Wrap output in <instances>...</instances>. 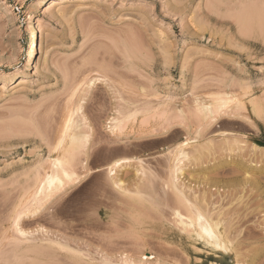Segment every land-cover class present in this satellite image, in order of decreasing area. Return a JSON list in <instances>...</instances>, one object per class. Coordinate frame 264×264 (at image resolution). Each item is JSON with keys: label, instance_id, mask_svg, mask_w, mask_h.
<instances>
[{"label": "rangeland", "instance_id": "374dc122", "mask_svg": "<svg viewBox=\"0 0 264 264\" xmlns=\"http://www.w3.org/2000/svg\"><path fill=\"white\" fill-rule=\"evenodd\" d=\"M51 1L0 0V264H264V0ZM85 77L101 78L73 89ZM228 88L225 117L212 99ZM110 116L124 120L118 136ZM62 128L90 136L67 156L73 178L22 221L36 238L23 240L14 216ZM187 138L191 158L174 183ZM124 157L134 162L119 168L120 189L107 166ZM183 200L227 220L224 258L179 229Z\"/></svg>", "mask_w": 264, "mask_h": 264}, {"label": "bare ground", "instance_id": "6f19581e", "mask_svg": "<svg viewBox=\"0 0 264 264\" xmlns=\"http://www.w3.org/2000/svg\"><path fill=\"white\" fill-rule=\"evenodd\" d=\"M59 0H52L51 1V4L52 5H55V4H59ZM255 10V8L252 7V10ZM253 12L256 13L257 10H255ZM259 12V11H258ZM255 13H254V16H255ZM258 16V14H256ZM260 16V15H259ZM258 16V17H259ZM29 18L32 20L34 18V16L31 14L29 16ZM36 18V17H35ZM256 18V17H255ZM254 18V19H255ZM260 19V18H259ZM35 22V21H34ZM262 22V21H260ZM38 27H36V25L33 26V28L31 29L30 31V41H29V50H28V54H27V61L28 63L31 62L32 59V55L35 51H37V48H38V44H37V39H38V33H39V30L37 29ZM253 43V42H251ZM86 78V77H85ZM82 80L81 82H78V84L75 86V90H80L81 89H84V87L86 85H88L89 87H93L97 82L98 80H100L99 77H94V78H89L86 80ZM25 79L24 78H20V83H22ZM103 80V79H102ZM124 84V83H123ZM258 84H261V83H258ZM257 84V85H258ZM125 85V84H124ZM255 85V86H257ZM250 86V85H248ZM245 87V86H244ZM247 88V87H245ZM229 89V88H228ZM226 90V89H225ZM223 90V91H225ZM248 90H252L250 88L248 89H245V91ZM78 92V91H77ZM217 92V91H216ZM222 92V91H221ZM76 93V92H75ZM249 93V92H248ZM248 93H244V94H248ZM73 94V93H72ZM212 94V93H211ZM250 94V93H249ZM231 92H230V89L228 91H225L224 93L222 94H218V95H214L213 96V99L215 101V103L218 104V106H214V110H216L218 107V111H215L214 113L217 112L218 115H222V114H225V117H226V113L228 111V108H229V102L234 98V97H231ZM238 95V94H237ZM235 96V95H234ZM166 97V96H164ZM163 97V99H164ZM169 97V96H168ZM182 97L183 95L181 96V100H182ZM170 98V97H169ZM176 98V97H173V99ZM211 98V97H210ZM237 99H239L237 96H236ZM168 99V98H166ZM163 100L162 103L164 101ZM172 99V98H170ZM180 99V98H179ZM206 99V98H205ZM161 100V99H160ZM204 100V99H203ZM240 101V100H239ZM233 102V101H232ZM254 102V101H253ZM161 103V105H162ZM241 102H238V104L240 105ZM205 104V103H204ZM79 107V106H78ZM213 107V105H212ZM237 107V106H236ZM82 107H79V109H81ZM216 108V109H215ZM227 108V109H226ZM74 109V108H73ZM77 110V109H76ZM236 110L235 108H233V111ZM230 111V110H229ZM233 111H232V114H233ZM231 112V111H230ZM229 112V114H231ZM237 112V111H235ZM133 114V113H132ZM240 115V114H239ZM71 116V115H70ZM115 116V115H114ZM111 117L110 118V121H109V125H108V128L109 130L114 133V135L118 136L117 133L118 131H120V128H121V125L124 124L123 123V119H119L117 116L116 117ZM120 117V116H119ZM215 117V115H214ZM212 117V119L214 118ZM121 118V117H120ZM130 118V117H129ZM223 118H224V115H223ZM236 118V117H235ZM216 119V118H215ZM221 119V116L220 118ZM237 119V118H236ZM70 120V118H69ZM68 121V120H67ZM71 121V120H70ZM75 121V120H74ZM73 122V121H71ZM127 122V121H126ZM125 122V123H126ZM67 124V127H68V123ZM73 124V123H71ZM87 125H89L88 123H86ZM82 125V124H81ZM125 126V125H124ZM89 128V126H87ZM107 128V129H108ZM122 128H123V125H122ZM198 128V127H197ZM64 128H62V131H61V135L59 137H62L61 139L59 138L58 139V142L55 143V145L52 147V149L50 148V158H51V165L49 166V168L46 170H43L44 172V175L42 177L39 178L38 182H37V179H36V188L32 191L31 195H30V200L28 201V203L26 204V202H24L26 205L24 206V208L22 210H20L16 217L14 216V222L13 224L11 225L13 227V229L16 230V232L20 233V235L22 234L23 235V240H29L28 238H35V237H28L29 235L27 234V231L21 226V223L22 221H24V219H26L28 216L32 217L31 214H35L36 212H39L37 211V207H35L37 204H39L40 202H42L43 200H49V198L54 194V191L55 190H58L59 188L63 187L64 184V178H71L73 175L72 174H75L73 173L72 171H70L69 169V166H70V162L72 161V158L73 156H71V161H70V158H67L70 157V154L71 152L73 151V153L71 155H74V151L75 149L80 146L79 143H82L81 140H85L87 142L88 140V137L90 136L89 133L87 134H76L74 132H69L68 133V136L66 138H63V135L66 133L65 130H63ZM66 129V127H65ZM70 129V128H69ZM72 129V128H71ZM70 129V130H71ZM200 129V128H199ZM198 130V129H197ZM65 132V133H64ZM64 133V134H63ZM196 133V132H195ZM198 134V133H197ZM67 135V134H66ZM89 135V136H88ZM224 135H226L224 133ZM228 135V134H227ZM226 135V136H227ZM231 135V133L229 134ZM233 135V134H232ZM234 136H237L234 134ZM185 137V136H184ZM237 138V137H236ZM228 138H226V141H227ZM238 139V138H237ZM228 140H232V139H228ZM192 140L190 139H183V141L181 142V144L177 147L176 149V152H175V159H174V163H173V166L171 167V177L173 178V182H177L181 177L182 175H184V173L186 172L185 170L187 169V162H189L190 160V152L191 150L189 149L190 152H188V149H187V145L190 144ZM235 141V140H234ZM234 141H231V142H234ZM239 141H243L242 139L239 138ZM238 141V142H239ZM229 142V141H228ZM54 144V143H53ZM232 144V143H231ZM230 144V145H231ZM51 145V144H50ZM68 145V146H67ZM242 145V144H241ZM244 145V144H243ZM52 146V145H51ZM50 147V146H49ZM254 147L256 149H261V145L257 144L256 142L254 143ZM241 148V146L239 145V149ZM59 149L61 151H59ZM63 149V150H62ZM234 150V149H233ZM172 151V150H171ZM59 153V154H58ZM70 153V154H69ZM201 153V152H200ZM199 153V155H200ZM61 154V155H60ZM69 154V155H68ZM202 154V153H201ZM173 156V157H174ZM194 157V156H193ZM197 158V157H196ZM68 159V160H67ZM195 159V158H194ZM198 159V158H197ZM196 159V160H197ZM50 160H48L49 162ZM134 162V158H119V159H116V160H113L112 163H110L107 167H108V170H109V174L111 175L110 177L114 180V184L117 185V187L119 186L120 189L121 187L123 186V181L122 179H116V175L118 173V170L119 168L121 167H124V166H127L128 164H130L131 162ZM173 161V160H172ZM47 162V164H49ZM67 162H69V166L67 164ZM172 163V162H171ZM67 164V166H66ZM47 166V165H46ZM46 168V167H45ZM69 169V170H67ZM70 171V172H69ZM96 171V170H95ZM40 174V173H39ZM41 175V174H40ZM38 178V177H37ZM73 178V177H72ZM71 178V179H72ZM76 179V178H75ZM78 179V177H77ZM180 182V181H179ZM35 183V182H34ZM180 183H178L179 185ZM182 185V184H181ZM118 187V188H119ZM178 187V186H177ZM124 188V187H123ZM33 189V188H32ZM180 190V189H178ZM31 192V191H30ZM181 192V191H180ZM30 194V193H29ZM186 196V195H185ZM29 197V195H28ZM183 198V197H182ZM186 198V197H185ZM29 199V198H28ZM188 199V198H187ZM191 199V198H190ZM202 199V198H201ZM187 201V200H186ZM190 201V200H188ZM197 201V200H195ZM47 202V201H46ZM184 202V200H183ZM193 202V201H192ZM181 203V202H180ZM178 203V204H180ZM185 203V202H184ZM180 204L182 207H184L185 209L188 208V212H187V209H186V212L185 210H183V212L178 209L180 207H177V209H175L174 213L172 214H175V218L178 220V225H180L181 228H179V226L177 225V227L179 229H181L182 231H185L187 232V234L190 235V237L194 238L196 241H199L201 243V245L203 246V249H205L209 254H213L217 259H221L222 257L224 258V254L223 252H228L227 251V248H228V245H229V237L230 236H226V233L227 235H229V228L227 226H225L226 222H223L222 219H218L216 220V218H214V216H217L216 212L212 211L211 213H213V215H211V213H209L210 211V208H208V210L206 211H203V209H201L199 206H197L194 202V206H192L191 203L190 206H188L186 203L185 204ZM45 204V202H44ZM177 204V203H176ZM24 205V204H22ZM204 205V204H203ZM174 206V205H173ZM172 206V207H173ZM178 206V205H176ZM206 206V205H205ZM203 206V208L205 207ZM217 207V206H216ZM174 208H176L174 206ZM46 209V208H45ZM183 209V208H182ZM214 210V209H212ZM219 211V210H218ZM42 212V211H41ZM186 213V214H185ZM219 213V212H218ZM223 213H225L223 211ZM40 215V213H39ZM43 215V214H42ZM226 216V215H225ZM38 217V216H37ZM219 217V216H218ZM223 217V216H221ZM174 218V217H173ZM226 218V217H225ZM223 218V219H225ZM31 219V218H30ZM38 219V218H37ZM175 222V220H174ZM173 223V222H172ZM229 223V222H228ZM176 225V223H174ZM222 224H224V226H222ZM230 224V223H229ZM232 225V224H231ZM228 229H227V228ZM224 228V229H223ZM233 228V227H232ZM227 229L228 232H225ZM179 230V231H181ZM225 230V231H224ZM43 231V230H42ZM45 231V230H44ZM233 231V230H232ZM232 231L231 234H232ZM17 233V236L19 237ZM29 233V232H28ZM6 234V233H5ZM31 234V233H29ZM45 234V233H44ZM7 235V234H6ZM235 235V234H234ZM27 236V239L25 238ZM48 237V235H46ZM236 236V235H235ZM37 237V236H36ZM6 238V236L4 237ZM21 238V237H19ZM44 238V237H42ZM40 238V239H42ZM49 238V237H48ZM228 238V239H227ZM36 239V238H35ZM33 239V241L35 240ZM39 239V238H37ZM45 240L49 241L48 239L45 238ZM51 239V241L49 242H56L58 245H54L52 244L54 247H48L47 248H51L53 251H55L54 248H59L58 249H61V248H64L65 246H63V244L60 242L58 243V241L56 239ZM56 240V241H55ZM233 240V239H232ZM36 241V240H35ZM44 241V239H42V242ZM48 242V243H49ZM167 242V241H166ZM36 243V242H34ZM40 243V241H39ZM232 243V241H231ZM33 244L31 243L30 246H32ZM38 245V244H37ZM51 245V244H50ZM236 245V244H235ZM234 245V246H235ZM34 246V245H33ZM41 244L39 245V248H42ZM44 246V245H43ZM56 246V247H55ZM63 246V247H62ZM35 247V246H34ZM38 247V246H37ZM45 247V246H44ZM61 247V248H60ZM236 247V246H235ZM45 248V249H47ZM196 248V247H195ZM237 249V248H236ZM236 249H233L236 250ZM57 250V249H56ZM181 250V249H180ZM44 251V250H43ZM58 252V251H57ZM36 253H37V250H36ZM39 253V252H38ZM44 253V252H43ZM42 253V254H43ZM46 253V252H45ZM236 253V251L234 252ZM41 254V253H40ZM45 255V254H43ZM239 255L236 253V255L234 254V258H236V256ZM42 256V255H41ZM143 258H153V256H146L145 254L143 255ZM198 258V257H196ZM199 259V258H198ZM239 259V258H238ZM237 261V260H236ZM239 261V260H238ZM157 264L160 263V261H156ZM155 262V264H156ZM159 262V263H158ZM120 263V262H119ZM154 263V262H153ZM214 263V262H212ZM121 264H144V262L142 260H136V259H133L132 257H128L126 256L125 257V260L123 263Z\"/></svg>", "mask_w": 264, "mask_h": 264}, {"label": "snow or ice", "instance_id": "6c2138e0", "mask_svg": "<svg viewBox=\"0 0 264 264\" xmlns=\"http://www.w3.org/2000/svg\"><path fill=\"white\" fill-rule=\"evenodd\" d=\"M99 102L100 103H103L104 101L103 100H100ZM98 155H99V159H100V161H101L102 164L108 162L107 159L105 158V153L103 151H101V153H99ZM96 171H97V173L100 174L101 177H103V170H102V168H100L99 166H96Z\"/></svg>", "mask_w": 264, "mask_h": 264}]
</instances>
